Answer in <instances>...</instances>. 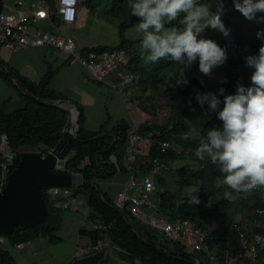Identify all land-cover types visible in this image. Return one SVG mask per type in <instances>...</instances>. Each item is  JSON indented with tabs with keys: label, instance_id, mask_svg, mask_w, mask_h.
Instances as JSON below:
<instances>
[{
	"label": "trees",
	"instance_id": "1",
	"mask_svg": "<svg viewBox=\"0 0 264 264\" xmlns=\"http://www.w3.org/2000/svg\"><path fill=\"white\" fill-rule=\"evenodd\" d=\"M82 4L88 13H92L97 18L119 21V41L116 44L93 45L87 49H125L132 55V70L136 77L141 73L139 67L141 60L138 56L139 41L127 39L124 36V29L136 25L137 18L131 16L127 0H85ZM260 29H264V24L260 25ZM247 46L250 51L257 54L261 41L255 35L248 41ZM0 63L6 66L9 72L14 74L22 85L38 99L45 102L65 100L64 95L48 87L52 76L50 71H47L39 82H33L8 65L1 57ZM182 68V65L171 59H163L149 71L150 80L155 83L170 76L175 77ZM252 71V68L246 67L243 77L240 78L227 69L225 75L227 83H223L221 87L224 89L225 95L234 94L237 83H241L245 87L250 86ZM0 79L23 101L22 106L6 111L5 108L11 98L0 100V133H6L10 147L17 150L15 167L20 158L21 147L24 145L34 147L44 155L54 148L61 137L62 129L66 126L68 113L57 106L37 102L25 95L2 70H0ZM186 79L187 85L176 83L163 91L170 107L166 124L157 125V128L152 125L140 129V133L149 138V157L159 156L166 159L168 163L188 157L192 163L197 162L196 165L182 163L178 167L169 166L168 171L176 184L174 190H169L164 177L156 178L157 185L159 182L163 185H158L161 187L151 194V199L154 202L153 214L167 217L169 220L177 217L191 219L206 232V241L210 248L216 250L217 247L216 254L220 253L222 257H225L228 241L238 249V234L235 231L234 237L230 238L227 226L223 224L213 226L211 221L218 218L224 219L225 216L229 217L230 215L232 218L238 217L249 222L247 228L239 222L241 229L260 231V225L256 226L254 220L258 219L255 209L264 206V187L253 189L247 194L238 193L228 188L223 183V176L218 171V167L213 165L207 157L200 159L195 155L198 140L181 139V133L188 131L186 122V120L189 121L188 117L191 119L190 116H196L199 113L207 114V118L200 126L202 135L206 134V131L213 126H221V121L216 118L215 113L208 109L207 103L201 108L195 99L197 91L206 93L202 85L204 76ZM216 95L221 100L220 108H222L223 97L219 96L218 92ZM193 108L195 111L191 110ZM78 110L76 138L68 143L59 154L60 157L68 155L65 162L66 170H56L54 167L52 170L68 173L78 172L81 175V184L72 188L69 198L78 195L86 196L87 214L84 221L87 226L92 224L97 226L86 228L83 225L78 231L79 235L87 236L92 246L100 239L108 241V245L121 250L120 252L116 251L121 259L134 260L137 258L140 264H197V256L185 251L180 240H168L154 228L138 219L130 218L124 210L116 208L112 198L97 184V181L111 179L117 172H126L125 165L122 163V154L125 133L130 127V123L125 120H117L109 128L102 125L95 131H88L84 128L82 107H78ZM162 141L175 143L180 147V150L176 151L170 145L166 151L161 152ZM150 169L151 166L146 165L141 170L149 171ZM192 186L197 188L198 192L195 197L199 203H195L193 196H188L183 191L184 188ZM47 188L48 186L40 188L46 206L42 220L30 226L16 225L9 233L0 232V235L6 237L8 245L24 243L38 237H45L49 242L57 240L53 232L61 228L62 212L65 209L57 203L63 201L64 197L49 195L46 192ZM226 191L230 197L239 196L240 198L229 201L224 197ZM8 245H0V264H18ZM237 259L236 264H256L242 258ZM80 260L82 264H118L116 259L104 254L102 250Z\"/></svg>",
	"mask_w": 264,
	"mask_h": 264
},
{
	"label": "built area",
	"instance_id": "2",
	"mask_svg": "<svg viewBox=\"0 0 264 264\" xmlns=\"http://www.w3.org/2000/svg\"><path fill=\"white\" fill-rule=\"evenodd\" d=\"M85 0H13L6 9H0V49L9 51L27 47H52L64 52L70 63L80 64L91 80L97 83L108 82L107 76L113 73L118 86H128L135 81L131 58L123 48L87 49L78 46L71 35L64 34L62 28L75 23L78 9ZM204 1V0H203ZM211 11L216 10L217 0H207ZM234 9L232 0H223L222 21L227 19ZM231 30V28L225 25ZM227 50L228 70L235 76L243 77L244 57L255 55L247 44L240 41L231 30L230 35L215 41ZM143 143V144H142ZM172 145L168 141L161 142V152ZM17 150H13L6 133H0V190L5 186L8 174L14 167ZM149 138L140 133V128L128 129L124 137L122 163L125 165L127 178L123 186L112 197L117 209L124 210L130 218L138 219L154 228L168 240L185 241L197 256V264H236L233 261L235 252L238 258L248 262L262 264L264 261V206L257 207L255 212L261 220L260 231H245L237 222H231L229 232L238 234V249L228 241L225 257L216 254L206 243V234L189 218L169 220L164 216L153 214L154 202L151 194L158 188L156 172L168 168V161L159 156L149 157ZM68 155L58 156L56 170H66ZM150 165L149 171L141 169ZM78 173V172H77ZM72 186H49L46 192L51 196H61L64 200L57 203L62 208L68 207L69 196L73 187L81 184L77 177ZM79 174V173H78ZM81 177V175L79 174ZM149 184L151 187H149ZM258 188V187H257ZM256 189V188H255ZM87 210V209H85ZM148 210V211H147ZM0 245L7 246V239L0 235ZM21 248V243L15 244ZM105 242L98 240L93 249L98 250ZM233 253V256H231ZM237 259V258H236ZM260 260V261H259Z\"/></svg>",
	"mask_w": 264,
	"mask_h": 264
},
{
	"label": "clouds",
	"instance_id": "3",
	"mask_svg": "<svg viewBox=\"0 0 264 264\" xmlns=\"http://www.w3.org/2000/svg\"><path fill=\"white\" fill-rule=\"evenodd\" d=\"M232 2L233 11L222 21L223 0H217L215 11H211V4L207 0H127L131 16L137 18L132 38L139 41L141 59L146 64L171 59L182 65L183 69H190L198 60L199 72L210 76L214 68L228 61L227 50L215 42L219 38L211 40L202 36L206 29L218 31L224 37L229 36L232 29L225 25L232 21L235 10L248 21L264 24V15H257L264 13V0ZM256 37L261 41L258 53L244 57L245 68L253 69L250 86L237 83L235 93L227 95L223 88L218 89L219 96L223 97L222 108L216 94L195 93L197 103L201 108L207 103L208 109L221 121V126H213L202 135L201 128L186 120L188 131L181 133V139L198 140L195 155L200 159L207 157L218 167L224 185L244 194L264 187V29L258 30ZM221 82L227 83V80ZM177 83L187 85L188 81L182 74ZM191 110L195 111L194 108ZM224 197L229 201L240 198L230 197L227 191ZM193 201L199 203L195 196ZM233 222L239 224L238 221ZM90 246V254L102 250V247L95 250Z\"/></svg>",
	"mask_w": 264,
	"mask_h": 264
},
{
	"label": "rangeland",
	"instance_id": "4",
	"mask_svg": "<svg viewBox=\"0 0 264 264\" xmlns=\"http://www.w3.org/2000/svg\"><path fill=\"white\" fill-rule=\"evenodd\" d=\"M12 1L13 0H2L3 8L6 9L7 6L12 3ZM257 15H264V13H258ZM234 16H235L234 20L229 22L228 26L232 30H234L237 34H239L240 38L242 39L244 43H247L250 39H253L255 37L256 32L259 30L261 24H256L255 22L246 20L242 16V14L238 12L237 10L234 11ZM94 18H95V15L89 12L86 15L85 25L83 27L78 28L75 31L74 36L79 37L80 40H82V43H84L85 45L90 44L89 42H93V43L99 42L101 45H113L114 42L119 41V34H118V22L119 21L117 20L110 21V20H106L103 18H97V17L95 21ZM135 26L136 25L127 27L126 29H124V36L127 39L134 40L132 37L134 35ZM62 32L67 35L69 34L72 35V32L69 30H62ZM202 36L206 39L212 40V36H215V35H212V32L209 31L206 33V35H204L203 33ZM148 64L152 69L154 66L157 65V63L155 64L148 63ZM225 66H226V63H224L223 65L219 67L214 68L210 76H205L199 72L198 60H197L196 62L192 64L190 69L182 70L183 69L182 68L181 70H179L177 76L174 77V80L169 78L168 79L169 84H173V85L176 84L177 79L179 78L181 74H183L186 78L204 76V79L202 81V85L204 89L206 90V92H212L216 94L218 92V89H220L223 86V83L221 81L225 80V75H226ZM96 85L101 87L104 90V87L106 84L97 83ZM122 87L123 86H121V88ZM106 89L107 90H104V93H106V95L108 96L113 95L112 96L113 104L109 103V101L106 102L108 110L111 115L109 124L117 120H128L129 121L130 114L128 110L126 109V107L121 103V98L124 97L129 100L131 97L128 96L127 94H122V96H119L114 91L110 92V90H108L109 88H106ZM160 94L162 95V97L160 96L158 98V100H160L161 102L160 106H163V108L165 107L166 109L167 105L169 107V103L166 100L165 96L162 93ZM163 96L168 104L165 102ZM148 98H151V93H149ZM137 100L138 99L135 98L136 104H137ZM22 105H23V101L18 96H15V98L14 99L12 98L10 103L7 104L5 109L6 111H9L17 107H20ZM156 108L157 107L154 106L155 110ZM109 117H110L109 115L107 116L104 113L102 114L100 107L96 106L89 112V122L88 123L94 127V126H97V124L100 121L105 122ZM190 117L191 119L188 117V120L193 125L200 128L203 121L207 118V114L199 113L196 116H190ZM162 118L165 121H168L167 116H164ZM162 118L160 120H162ZM172 148L175 149L176 151L180 150V147L175 143H172ZM21 150L37 151L34 147H30L29 145H24L23 147H21ZM179 159L180 160H177L174 162L172 161L169 162L168 166L178 167V165L182 163H190L193 165L197 164V162L192 163L191 161H189L188 157L179 158ZM124 173L126 175V172ZM73 174L75 175L74 180H76L78 177L81 181V177L79 176L77 172H73ZM119 174L120 173L118 172L116 173V175H119ZM155 174H156V177L162 176L166 179L167 187H169V190H174L176 188V184L173 181L172 176L169 173L167 168L161 171H158ZM126 178H127V175L125 177V180ZM107 181L108 180L97 181L98 186L100 185L103 191L106 189L104 188V185H105L104 183ZM124 181L122 182L121 187L123 186ZM71 185H72V179H71ZM158 185H163V184L159 182ZM120 189H118L117 191H119ZM183 191L188 196H195L198 192L195 186L184 188ZM115 193L113 190H111L109 191L108 196L112 198L115 195ZM79 207L82 208L83 206H79ZM152 211H154V208L152 209ZM86 214H87V210L82 209V211H80L79 209V211H77L76 209H73V207L70 204L69 207L63 209L61 228L53 232V235L57 237V240L49 242L48 239L45 237H38L30 241L24 242L23 249L17 248L16 245H8V248L18 264H82L80 259L83 260L85 257L91 255L89 253L91 249L89 248L91 247L90 246L91 243L87 242L88 241L87 236L79 235L78 231L80 227H82L83 225L86 228L88 226L93 227V228L97 226L95 224L87 226L86 222L84 221V217ZM225 218L230 219L229 223L237 220L238 222L241 223L242 226L244 225L246 228L248 227L247 223L249 222L245 219H240L238 217L232 218L230 217V215L229 217L225 216ZM211 222L213 226L221 225L220 218L212 220ZM254 224L258 226L261 224V221L256 219L254 220ZM85 243H88V244H85ZM117 249H118L117 247H113L108 244H105L102 247L103 253L108 254L112 258L116 259L118 261V264H140L137 258H134V260L129 261L128 259H121L120 257H116ZM215 251H217V247Z\"/></svg>",
	"mask_w": 264,
	"mask_h": 264
},
{
	"label": "crops",
	"instance_id": "5",
	"mask_svg": "<svg viewBox=\"0 0 264 264\" xmlns=\"http://www.w3.org/2000/svg\"><path fill=\"white\" fill-rule=\"evenodd\" d=\"M87 14H88V10L85 8L84 5L81 6L78 9L77 19L75 23L71 25H67L62 28V30H69L72 32L71 36L75 38V40L78 43V46L81 48H87L93 45H101L99 42H95V43L89 42L90 44L85 45L84 43H82V40H80L79 37L74 36L75 31L78 28L83 27L85 25ZM234 17L235 16L233 14L232 21L234 20ZM96 19L97 18L95 16L94 20L96 21ZM206 31L207 32L211 31L212 35H215L212 36L213 40L218 39L221 36V33L212 29H206L204 35H206L207 33ZM237 35L239 36V34ZM116 43L117 42H114L113 44ZM138 56L139 59L141 60L139 64V67L141 68V73H139L136 76L135 81L128 86H123L122 89L117 85L118 80L116 76L113 73H110L107 76L108 82H103L104 84L107 85V86L105 85L104 90H107L106 88H109L108 90H110V92L114 91L119 96H122V94H127L128 96L131 97L129 100L124 97L121 98V103L126 107V109L130 114L129 121L125 120L128 123H130V127L128 129L132 127H138L142 129L145 126H152V125H155V128H157L158 127L157 125H162L164 123L166 124L167 121H165L162 117L167 116L168 118L170 113V107H168L167 105L166 106L167 108L165 109V107L163 108V106H160L161 102L160 100H158V98L160 96L162 97L160 93L163 94V91L166 88L173 85V84H169L168 79L170 78L174 80V77L170 76L164 80L155 83L152 82L150 80V74H149L151 67L149 66L148 63L147 64L144 63V61L141 59L140 51ZM0 57L8 65L16 69L19 73L26 76L28 79H30L33 82H39V80L45 75V73L47 71H50L52 73V76L49 80L48 87L53 89L55 92L64 95L65 100L68 101L69 103H72L77 107H82L84 114V128L86 130L95 131L99 129L102 125L105 126L106 128H109L116 122V121L111 122L109 124L111 115L106 104L107 101L113 104L112 102L113 95L110 96L106 95V93H104V90L96 85L97 82H94L90 79L87 72L80 64L70 63L68 61V57L64 52L57 51L52 47H27L12 51L1 48ZM225 63H226L225 71H227L228 62ZM131 64H132V58H131ZM149 93H151V98H148ZM15 96H17L16 93L2 79H0V100H5L7 98L14 99ZM135 98L138 99L137 104L135 103ZM96 106L100 107L102 114L104 113L107 116L109 115L110 117L105 122L100 121L97 124V126L93 127L88 123L89 112ZM154 106L157 107L156 110L154 109ZM161 118L162 120H160ZM118 173L120 174L119 175L115 174L111 179H109L107 182L104 183L105 184L104 188H106L104 191L107 194L111 190H113L115 193L118 189L121 188L122 182L125 180L126 175L125 173H121V172ZM86 202L87 199L83 195L74 196L72 198H69L68 200L69 206L71 204L73 209H76L77 211H79V209L80 211H82V209L86 207L87 204ZM76 204L83 207L81 208ZM229 220L230 219L227 218L224 219L220 218V223L227 226L228 228L230 222ZM228 233L230 238L234 237V233L232 234L231 232L232 235L230 234L229 231ZM87 242H89V238ZM181 244L183 245L185 251H187L188 253H192L194 256H196V253L189 245L186 244L184 240L181 241ZM21 245L22 247L20 249H23L24 243H21ZM120 251L121 250L117 249V252ZM231 256H233V253ZM116 257H119L117 253H116ZM236 258H238L237 254L233 256V261L235 263L238 261V259ZM128 260L130 261V259ZM262 264H264V261H262Z\"/></svg>",
	"mask_w": 264,
	"mask_h": 264
},
{
	"label": "water",
	"instance_id": "6",
	"mask_svg": "<svg viewBox=\"0 0 264 264\" xmlns=\"http://www.w3.org/2000/svg\"><path fill=\"white\" fill-rule=\"evenodd\" d=\"M0 70L11 78L25 95L37 102L57 106L68 113L66 126L62 129L61 137L54 148L46 155L39 151L21 150L17 165L8 175L5 186L0 190V232L9 233L16 225L30 226L42 220L46 206L40 191L41 187L72 186L71 173L52 169L55 167L59 154L76 138L79 110L76 105L66 100L45 102L38 99L1 63ZM73 116H75L74 124L71 122Z\"/></svg>",
	"mask_w": 264,
	"mask_h": 264
},
{
	"label": "bare ground",
	"instance_id": "7",
	"mask_svg": "<svg viewBox=\"0 0 264 264\" xmlns=\"http://www.w3.org/2000/svg\"><path fill=\"white\" fill-rule=\"evenodd\" d=\"M75 113V112H74ZM72 124H74L75 122V116L72 117V120H71Z\"/></svg>",
	"mask_w": 264,
	"mask_h": 264
}]
</instances>
